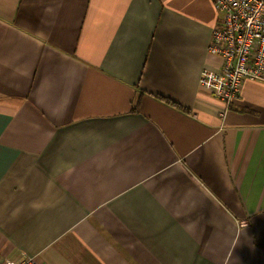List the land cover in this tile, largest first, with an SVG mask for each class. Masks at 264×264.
I'll return each mask as SVG.
<instances>
[{"label":"crops","instance_id":"crops-1","mask_svg":"<svg viewBox=\"0 0 264 264\" xmlns=\"http://www.w3.org/2000/svg\"><path fill=\"white\" fill-rule=\"evenodd\" d=\"M216 19L0 0V258L264 264V81L227 105L199 85Z\"/></svg>","mask_w":264,"mask_h":264},{"label":"built area","instance_id":"built-area-1","mask_svg":"<svg viewBox=\"0 0 264 264\" xmlns=\"http://www.w3.org/2000/svg\"><path fill=\"white\" fill-rule=\"evenodd\" d=\"M217 14L208 52L220 58L216 70L202 68L199 85L226 105L245 79L264 81V0H212ZM243 223H246L243 221ZM0 264H36L32 257L0 258Z\"/></svg>","mask_w":264,"mask_h":264}]
</instances>
